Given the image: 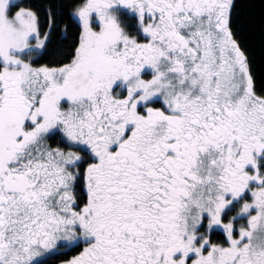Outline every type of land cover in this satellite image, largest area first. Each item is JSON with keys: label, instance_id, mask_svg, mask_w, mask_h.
Masks as SVG:
<instances>
[{"label": "snow or ice", "instance_id": "6c2138e0", "mask_svg": "<svg viewBox=\"0 0 264 264\" xmlns=\"http://www.w3.org/2000/svg\"><path fill=\"white\" fill-rule=\"evenodd\" d=\"M264 264V0H0V264Z\"/></svg>", "mask_w": 264, "mask_h": 264}, {"label": "trees", "instance_id": "16d2710c", "mask_svg": "<svg viewBox=\"0 0 264 264\" xmlns=\"http://www.w3.org/2000/svg\"><path fill=\"white\" fill-rule=\"evenodd\" d=\"M34 2L39 3V4H43V3H46V0H34ZM58 259H59V257L52 258L48 261V264H58Z\"/></svg>", "mask_w": 264, "mask_h": 264}]
</instances>
